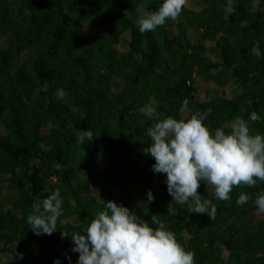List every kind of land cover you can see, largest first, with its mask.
Wrapping results in <instances>:
<instances>
[{
    "label": "trees",
    "instance_id": "trees-1",
    "mask_svg": "<svg viewBox=\"0 0 264 264\" xmlns=\"http://www.w3.org/2000/svg\"><path fill=\"white\" fill-rule=\"evenodd\" d=\"M160 2L0 0V42L8 39L0 45V126L8 134L0 139V198L6 181L19 193L10 206L0 207V251L18 245L16 258L0 264H53L56 258L69 264L66 257L75 264L71 235L62 238L61 231L83 234L107 200L134 209L150 224L155 215L193 254L194 264H264V218L249 229H232L235 221L257 211L254 200L264 192V182L234 187L228 201L207 196L201 182L197 191L215 207V218L189 213L192 202L172 201L165 175L151 169L155 161L144 154L145 129L155 121L139 112L155 98L161 119L201 113L211 131L228 132L240 118L251 134L264 135V0H257V8L256 0H202L205 6L198 11L184 3L177 16L184 23L173 36L172 20L141 34L138 15L155 11ZM84 19L103 27L104 34L85 36ZM127 31L124 52L117 46ZM207 41L215 42L210 49L220 61L208 57ZM214 70L218 86L235 79L241 93L199 100L197 77L209 78ZM184 109L190 111L187 117ZM253 113L259 120H251ZM85 131L93 139L81 143L77 137ZM156 174L159 189L153 184ZM54 191L62 200L58 229L35 235L26 218ZM241 193L249 196L243 206L235 202ZM71 216L77 225L63 222ZM222 244L228 246L229 260L223 258Z\"/></svg>",
    "mask_w": 264,
    "mask_h": 264
},
{
    "label": "clouds",
    "instance_id": "clouds-1",
    "mask_svg": "<svg viewBox=\"0 0 264 264\" xmlns=\"http://www.w3.org/2000/svg\"><path fill=\"white\" fill-rule=\"evenodd\" d=\"M185 0H161L155 11L138 15L135 21L141 34L164 26L175 20ZM157 101L150 98L139 112L155 122L145 129L148 147L144 154L155 162L153 173L165 175L167 192L180 204L192 202L189 213L207 214L213 220L216 209L208 200H201L198 193L201 182L214 189V196L221 201L230 199L234 187H252L259 180L264 182V135L251 134L246 122L237 118L230 131L222 128L211 131L205 124V115L193 113L190 117L161 119L156 111ZM252 121L259 120L251 115ZM81 143L93 139L91 132L78 135ZM154 196L147 192V203ZM249 200L241 193L236 199L239 206ZM257 212H264V192L254 200ZM62 215V200L54 191L32 206L26 222L35 235H52L57 231V220ZM151 225H156L152 227ZM83 234L61 231V237L71 235V251L78 253L75 264H194L193 254L185 250L165 225L155 219L151 224L123 204L107 200L103 210L87 223ZM11 261L13 257L11 256ZM22 259L23 254H18ZM72 264L71 257H66ZM53 264H60L58 258Z\"/></svg>",
    "mask_w": 264,
    "mask_h": 264
},
{
    "label": "rangeland",
    "instance_id": "rangeland-1",
    "mask_svg": "<svg viewBox=\"0 0 264 264\" xmlns=\"http://www.w3.org/2000/svg\"><path fill=\"white\" fill-rule=\"evenodd\" d=\"M132 1V0H130ZM256 8L257 6V0H256ZM185 5L186 7L198 11L204 8L205 3L202 2V0H185ZM233 7V5H232ZM182 22L179 18H176L175 20H172L169 24V35L173 36L180 25H182ZM83 26H84V34L85 36H96V37H101L104 34V29L100 25H90V22L86 19L83 21ZM188 32L190 36H192L194 39L196 38V33L191 27H188ZM129 39H130V31H127L123 35V39L120 42V44L117 46V48L121 51L126 52L129 47ZM8 43V39L5 37L1 40L0 45L2 47H5ZM207 48L209 51L207 52L208 57L212 61H220L219 55L216 50L210 49L213 46H215V42L213 41H207L206 43ZM28 56L27 53L25 52L23 56L21 57V62L24 63L26 62ZM218 70H214L212 72L211 77H197V88H198V94L197 97L199 100H208L212 97L216 96H223L227 98H235L241 93V89L238 87V85L235 83V79H231L228 84L225 87H220L214 82V77L216 76ZM173 81V80H172ZM190 113L189 110L184 109L183 110V115L188 116ZM53 125H50L49 127L44 129L45 133H48L50 128H52ZM7 131L4 129L3 126H0V139L2 140L7 136ZM43 149H48L49 144L47 143H42ZM147 172H151V170L148 168L146 169ZM8 181L4 182L5 189L3 191V194L0 198V207L2 209H5L6 207L10 206L18 197L19 193L17 191L11 190L8 188ZM153 184L154 186L159 189L161 185V178L160 175L156 174L153 179ZM204 191L206 192L207 196L209 197H215L214 196V189L211 186H203ZM93 190V186L91 187ZM232 192H230L231 194ZM132 214L134 215V209H129ZM264 218V212H257V211H252L247 217H241L239 221H235L233 224L232 229L236 232L242 231L244 229H249L253 225H255L259 220ZM71 222L75 225H77V220L76 216H71L68 219L64 220L63 222ZM18 245L14 242L11 244H8L7 246L2 247L0 251V261H6L11 259L10 257L12 256L13 259L16 258V252H17ZM222 248V255L225 260H229V249L228 246L225 244L221 245Z\"/></svg>",
    "mask_w": 264,
    "mask_h": 264
}]
</instances>
